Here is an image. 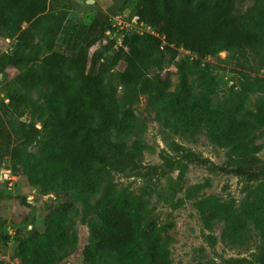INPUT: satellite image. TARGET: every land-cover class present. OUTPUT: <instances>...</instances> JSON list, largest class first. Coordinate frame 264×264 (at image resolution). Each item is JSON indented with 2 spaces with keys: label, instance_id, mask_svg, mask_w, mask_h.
I'll return each instance as SVG.
<instances>
[{
  "label": "trees",
  "instance_id": "obj_1",
  "mask_svg": "<svg viewBox=\"0 0 264 264\" xmlns=\"http://www.w3.org/2000/svg\"><path fill=\"white\" fill-rule=\"evenodd\" d=\"M128 1L110 15L97 9L86 16L74 0H0V38L11 47L0 52V76L15 72L4 84L7 102H0V161L42 196L69 199L49 212L42 233L15 240L14 257L19 264H59L76 243L73 201L97 198L84 264H172L171 238L163 235L166 225L149 219V200L108 187L115 174L145 169L130 150L143 145L132 106L145 97L173 133H203L226 150L217 166L170 140L176 162L165 159L147 174L176 167L182 176L188 163L240 180L238 210L215 197L196 207L206 230L223 223L226 244H244L251 227L258 232L252 257L226 264H264V160L258 155L264 80L235 78L220 97L214 65L205 62L224 52L243 71L256 50L264 55V0H254L243 14L236 0H133L130 10ZM125 13L143 32L120 31L117 46L112 18ZM259 61L264 69V56ZM167 65L175 69V85L161 74ZM22 204L29 206L25 199Z\"/></svg>",
  "mask_w": 264,
  "mask_h": 264
},
{
  "label": "rangeland",
  "instance_id": "obj_2",
  "mask_svg": "<svg viewBox=\"0 0 264 264\" xmlns=\"http://www.w3.org/2000/svg\"><path fill=\"white\" fill-rule=\"evenodd\" d=\"M75 8L90 16L97 9L105 14H112L124 0H90L85 7V0H74ZM254 0H236L237 10L243 14L253 5ZM133 0L127 2V8H133ZM92 6V7H91ZM116 16H113V19ZM124 23L127 18L119 16ZM87 19V18H86ZM84 20L86 24L88 20ZM103 44V43H102ZM2 38H0V52L5 50ZM94 51V47L91 49ZM183 53V51H181ZM218 58H208L205 62L214 65V74L220 81V97L227 94V88L233 85L232 80L243 75L250 79L264 80V69L260 66L262 52L255 51L254 58L245 70L235 65L231 56L221 52ZM15 74L8 71L7 75L0 76V102H7L5 83L8 78ZM169 75L173 85L177 83V75L173 65H167L161 72ZM243 85V82L239 87ZM253 99V97H252ZM133 116L137 124L136 130H143L140 135L142 142L141 150L132 147L130 150L137 154L144 170L139 172H127L115 174L110 180L109 188L124 190L132 195L143 194L149 200L148 217L159 225H166L165 237L171 238L170 259L172 264H226L230 259H250L257 251L260 237L256 230L251 227L248 240L244 244H226L221 235L223 223L213 224L212 229L206 230L201 220L196 202L207 197H215L222 202L233 201L238 210L244 194L242 183L232 175H223L211 172L207 167L197 164H186L185 173L180 176L176 167L166 171L165 174H147L148 167L162 166L165 159L176 162L178 157L170 150L168 142L173 140L202 159H208L214 165L220 166L226 160V150L213 145L203 133L190 135L183 132L173 133L165 126L163 115H156V111L147 103L145 97H141L132 106ZM28 117V116H27ZM27 117L21 119L24 122ZM37 128H40L37 123ZM131 136L128 146L134 141ZM262 149L258 154L264 160V133L258 142ZM38 146L29 148L36 152ZM7 160L0 161V220L4 222L0 236V262L5 264H19L14 257L16 239L25 237L32 232L42 233L46 216L52 209H56L67 202L66 195L42 196L37 189L31 187L23 174L10 173ZM3 172V173H2ZM9 173V174H7ZM50 197V199H47ZM25 199L29 206L22 204ZM97 198L84 204L81 200L73 201L75 210L71 212V233L76 236L74 249L59 264H84L81 259V251L89 243L88 222L95 220L93 208ZM88 204V206H86ZM9 237L8 241L3 236Z\"/></svg>",
  "mask_w": 264,
  "mask_h": 264
},
{
  "label": "built area",
  "instance_id": "obj_3",
  "mask_svg": "<svg viewBox=\"0 0 264 264\" xmlns=\"http://www.w3.org/2000/svg\"><path fill=\"white\" fill-rule=\"evenodd\" d=\"M121 15H117L114 19L112 18V28L114 29V34L112 37H117V46L121 45V36H118L119 32L122 30H126V32H136V33H142L143 30L141 29L142 25H139L137 22V19L135 17L128 20L127 23H124V21H121L120 17ZM124 18H127V13L125 15H122ZM149 31V30H148ZM147 31V32H148ZM6 43H10L9 39L5 41ZM7 51H10L11 47H6ZM9 174V173H7Z\"/></svg>",
  "mask_w": 264,
  "mask_h": 264
},
{
  "label": "water",
  "instance_id": "obj_4",
  "mask_svg": "<svg viewBox=\"0 0 264 264\" xmlns=\"http://www.w3.org/2000/svg\"><path fill=\"white\" fill-rule=\"evenodd\" d=\"M90 2H92V1H90V0H87L86 1V4H89ZM220 54H222V53H220ZM3 173V172H2ZM2 177V174L0 175V178ZM47 199H50V197H47Z\"/></svg>",
  "mask_w": 264,
  "mask_h": 264
}]
</instances>
